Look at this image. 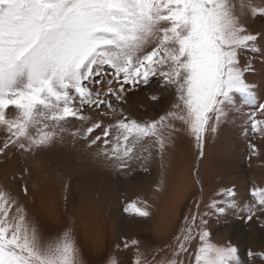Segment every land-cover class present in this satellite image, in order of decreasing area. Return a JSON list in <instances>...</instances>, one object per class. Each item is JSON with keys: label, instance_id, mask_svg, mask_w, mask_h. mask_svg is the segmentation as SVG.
Instances as JSON below:
<instances>
[{"label": "snow or ice", "instance_id": "obj_1", "mask_svg": "<svg viewBox=\"0 0 264 264\" xmlns=\"http://www.w3.org/2000/svg\"><path fill=\"white\" fill-rule=\"evenodd\" d=\"M256 17L264 19V5L251 0H0V129L7 133L0 155L12 148L34 155L68 133L98 146L96 154L120 170L136 162L148 171L153 150L163 161L178 132L192 137L203 157L207 137L230 111L245 117L246 137L251 132L264 140L260 85L247 79L257 58L264 63V34L249 31L246 22ZM153 81L172 91L171 108L150 121L130 118L121 106L127 93ZM70 118L81 127L70 130ZM248 146L249 159L261 155L255 143ZM221 194L227 199L209 205L216 214L241 207L234 188ZM251 197L243 205L249 221L264 215V187L254 185ZM125 211L150 215L145 201H132ZM209 214L186 217L171 258L157 264H191L197 237L194 264H239L235 246L211 242ZM139 243L131 241L134 264H152ZM0 264L87 262L70 230L45 238L24 206L0 188Z\"/></svg>", "mask_w": 264, "mask_h": 264}, {"label": "rangeland", "instance_id": "obj_2", "mask_svg": "<svg viewBox=\"0 0 264 264\" xmlns=\"http://www.w3.org/2000/svg\"><path fill=\"white\" fill-rule=\"evenodd\" d=\"M251 2L257 6L264 5V0ZM246 22L249 31L264 34V19L248 18ZM261 47L264 48V44ZM255 69L254 73L247 74V79L260 85L258 95L264 100V63L259 58L255 61ZM152 96L160 98L152 100ZM173 100L170 89L165 90L153 81L150 86H140L128 92L126 103L121 106L130 118L144 122L163 115L171 108ZM248 110L247 107L243 109L244 112ZM9 114H14L11 109ZM92 115L93 119H99L94 113ZM70 120L67 125L70 130L75 131L81 127L80 121L75 118ZM244 121L245 117L241 113L230 111L217 132L207 137L203 157L199 156L200 150L195 146L193 138L186 134V142L190 146V153L184 158L190 166L183 185L186 191H175L171 187L164 192L160 189L163 180H166L167 171L172 167L166 156L167 151L161 161L153 150L152 159L147 164L148 171H144L136 162L130 168L120 170L96 154L98 146L90 148L87 141L74 139L68 133L64 134L62 141H57L60 144L56 142L34 155L24 154L15 148L8 150L7 155H0V188L22 205V202L29 200L30 195V191L24 193L25 187L29 190L31 185L32 188L42 185L47 179L56 180L62 192L57 197L60 195L61 199L64 198L61 200V212L68 219L75 213V207L81 199L88 197L92 206L101 210L99 212L107 222L105 226L113 235L97 246L96 251L89 256L91 260L87 259V264H109L112 258L118 264H134L136 250L131 245L133 239L140 242V251L152 264L169 259L176 245L175 237L186 225L185 218L197 212L201 215L204 212L210 213L205 219L208 220L206 228L211 234V242L235 246L238 249L239 264H264V256L260 255L264 253V215L257 212L249 221L246 219L248 213L243 208V205L252 202V187H264V140L254 137L251 132L246 137ZM104 122L108 123L109 118H104ZM177 126L180 127L179 124ZM6 136L7 133L0 129V146ZM249 142L255 143L260 149L259 157L252 156L249 159ZM15 160L17 167L11 169L9 165ZM227 188H234L237 193L235 199L241 207L229 209L223 215L216 214L209 205L213 199H227L225 195H218L222 189ZM154 194L159 195L161 205L165 204L164 208L161 209L160 205L154 207L153 204L158 203L157 198L148 201ZM132 201H145L150 215L141 217L125 211V207ZM155 215L160 217L159 226ZM72 229L71 225H67L59 235L65 230L72 232ZM125 240L130 245L127 249L124 248ZM200 243L197 237L190 245L188 260L191 264H194V254ZM249 252L256 255L250 257Z\"/></svg>", "mask_w": 264, "mask_h": 264}, {"label": "bare ground", "instance_id": "obj_3", "mask_svg": "<svg viewBox=\"0 0 264 264\" xmlns=\"http://www.w3.org/2000/svg\"><path fill=\"white\" fill-rule=\"evenodd\" d=\"M187 139L188 136L186 137L185 132L176 133L174 135L173 142L169 144L166 149V156L167 159L170 160L172 167L170 170L167 171L166 180H163L161 184L162 187L160 189L163 192L170 187L172 188V190L175 191H186L183 185L186 183L187 172L190 167L184 159L186 154L189 155L190 153V146H188V143L186 142ZM16 163V160L10 163L9 166H11V169H15V167H17ZM52 180L53 179H47L46 182L42 185L33 186V188L31 185L28 190L30 191V195H28L29 200L27 202L24 201L21 204L24 206L29 217L33 220V222H35L39 226V229L41 230L45 238H55L59 236V232L63 230V227L71 225L73 227L72 233L75 236L76 242L79 248L83 250V258L85 259V261L91 260L89 256L93 254V251H96L97 246L102 244V242L106 241L107 238L112 237L113 233L111 230L106 228L105 225L107 224V222H105L104 216L99 212L101 210H97V208H94L92 206V202L88 197H83L81 199L82 201L79 202V204L75 207V213H73V215L70 216L69 219L67 217H64V213L61 212L60 208L62 206L61 200H63L64 198L61 199L60 195L59 198L57 197V194H59V192L60 194H62V192L60 189H58L59 187L56 185L57 181ZM158 196L154 194L151 198L148 199V201L153 200V197L157 198L158 203L153 205L154 207L160 205L162 209L165 207V204L161 205ZM69 198L72 199L71 196H69ZM154 209L156 210V208ZM155 210L154 214L156 212ZM169 212L170 211H168V213ZM155 216L158 220L156 224L159 226V223L161 222L159 220L160 217L157 215ZM94 244H96V246L93 248Z\"/></svg>", "mask_w": 264, "mask_h": 264}]
</instances>
